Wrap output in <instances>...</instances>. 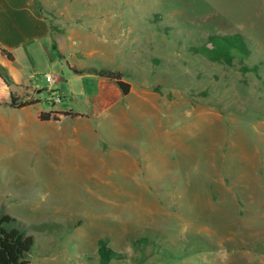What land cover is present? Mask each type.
Listing matches in <instances>:
<instances>
[{"label":"rangeland","instance_id":"rangeland-1","mask_svg":"<svg viewBox=\"0 0 264 264\" xmlns=\"http://www.w3.org/2000/svg\"><path fill=\"white\" fill-rule=\"evenodd\" d=\"M42 1L78 32L80 62L173 97L128 98L94 135L70 119L59 133L33 114L84 111L76 92L100 88L59 54L29 70L36 102L0 97V213L33 235L31 264H103L100 239L121 253L106 264H264V0ZM212 35L240 44L233 65L209 58Z\"/></svg>","mask_w":264,"mask_h":264},{"label":"crops","instance_id":"crops-1","mask_svg":"<svg viewBox=\"0 0 264 264\" xmlns=\"http://www.w3.org/2000/svg\"><path fill=\"white\" fill-rule=\"evenodd\" d=\"M78 36V32L73 27L63 29L52 24L45 12L42 0H0V97H9L5 100V104L12 106L10 103L12 97H15L17 101H24L20 100L21 93L28 94V99H35L36 94L41 89L36 87L33 82L35 76L29 70L42 60L43 62L52 60L58 54L62 63L67 65L71 71L84 74L87 76L86 78H91L89 80H94L95 75L98 78V83H100L96 96L94 89H89L87 86H84L79 92L72 91V97H77L76 94L78 93L83 97H88L84 111L59 108L57 111H52L57 118L51 117L46 120L40 117L44 111L33 114L38 121L57 126L59 133L67 134L66 127H61V124L64 119H70L79 124L71 126L72 132L82 134L85 130L94 135V118L118 119L124 117L126 110L121 111L108 107L128 98L134 97L154 108L160 98L173 97V89L168 91L166 90L167 87L163 88L154 83L146 82L135 87L128 80L131 88L126 95H123L116 83L90 70L92 68L99 69L98 67L91 63L83 64L79 61L78 58L84 57L85 52L81 51L83 42H78ZM87 39V44H89L94 40V34L87 35ZM3 50L6 52L4 53ZM88 53L93 56L94 50L88 51ZM47 73L49 72L45 74ZM9 81L12 83V88L9 86L10 83L8 84ZM49 84L53 89L54 84ZM164 99L167 101V98ZM137 114L142 116L157 115L155 109L150 111L139 110Z\"/></svg>","mask_w":264,"mask_h":264},{"label":"trees","instance_id":"trees-1","mask_svg":"<svg viewBox=\"0 0 264 264\" xmlns=\"http://www.w3.org/2000/svg\"><path fill=\"white\" fill-rule=\"evenodd\" d=\"M213 38L218 41L217 44L211 42ZM207 43L209 45L208 55L212 61L217 60L227 65L234 64L235 56L238 55L237 50L240 46L239 43L234 41L222 42L217 35L210 36ZM231 48H233L234 51H231ZM3 52L5 53L6 51L3 50ZM8 55L10 56V54ZM239 60L242 61L240 58ZM240 68L242 71L253 69L245 65H240ZM90 70L116 83L123 95H126L130 91L131 85L125 79V71L110 68H92ZM36 101V99H26L18 102L15 97H12L10 103L14 107H22L33 104ZM40 117L44 120L50 119L51 117L57 118L56 115H53V112H42ZM34 243L33 235L28 233L25 228H22L15 217L7 213H0V264H31L28 256L34 247ZM98 252L103 264L121 255V253L108 246L105 239L99 240Z\"/></svg>","mask_w":264,"mask_h":264},{"label":"built area","instance_id":"built-area-1","mask_svg":"<svg viewBox=\"0 0 264 264\" xmlns=\"http://www.w3.org/2000/svg\"><path fill=\"white\" fill-rule=\"evenodd\" d=\"M46 79L51 83L54 84L57 81V76L51 74V73H47L46 74ZM59 99V98H58Z\"/></svg>","mask_w":264,"mask_h":264}]
</instances>
